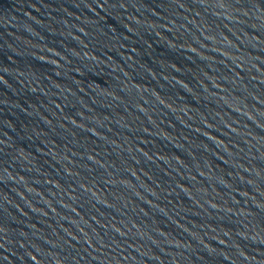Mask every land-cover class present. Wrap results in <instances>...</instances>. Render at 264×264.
<instances>
[{
	"label": "water",
	"instance_id": "95a60500",
	"mask_svg": "<svg viewBox=\"0 0 264 264\" xmlns=\"http://www.w3.org/2000/svg\"><path fill=\"white\" fill-rule=\"evenodd\" d=\"M0 264H264V0H0Z\"/></svg>",
	"mask_w": 264,
	"mask_h": 264
}]
</instances>
